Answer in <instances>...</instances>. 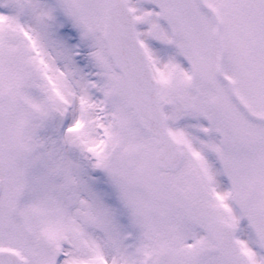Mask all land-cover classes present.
Here are the masks:
<instances>
[{"label": "snow or ice", "instance_id": "6c2138e0", "mask_svg": "<svg viewBox=\"0 0 264 264\" xmlns=\"http://www.w3.org/2000/svg\"><path fill=\"white\" fill-rule=\"evenodd\" d=\"M0 264H264V0H0Z\"/></svg>", "mask_w": 264, "mask_h": 264}]
</instances>
